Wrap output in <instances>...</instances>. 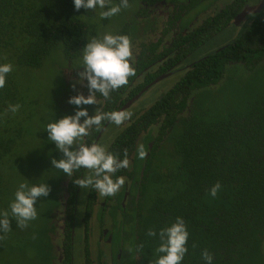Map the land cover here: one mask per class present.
Returning a JSON list of instances; mask_svg holds the SVG:
<instances>
[{
  "label": "trees",
  "instance_id": "1",
  "mask_svg": "<svg viewBox=\"0 0 264 264\" xmlns=\"http://www.w3.org/2000/svg\"><path fill=\"white\" fill-rule=\"evenodd\" d=\"M195 2L191 0L190 5ZM120 3L121 0H110L107 7ZM235 4L236 1L219 15L225 18L224 22L220 23L219 17L202 21V25L191 35V47L197 48L219 33L231 20V10ZM107 7L88 11L81 8L77 11L72 0H0V65H12L5 86L0 89V213L9 212L11 229L15 228L10 212V191L5 187V179L8 180L7 172L14 156V146L20 139V132L11 127L13 123L20 125L28 122L29 117L21 115V107L15 114H4L9 105L22 106L18 86L13 87L9 77L16 70L23 69L29 73L51 65L47 62L52 56L51 51L61 54L63 67L72 63L88 43L87 35L92 33L90 16L93 12L107 10ZM98 21L105 27L107 19L99 17ZM256 21L264 24V11L258 14ZM253 37L257 40L256 35ZM244 39L236 40L203 61L191 65L176 85L161 94V98L151 107L152 110L158 109L163 121L165 128L161 130V135L169 127L171 131L161 144V149L166 144L163 149L166 158L150 155L145 163L151 167V159L155 160L158 169L151 177L154 181L157 179L158 185L164 188L153 191L150 187H142L138 207L142 204L143 211L139 212L137 208L131 217L133 235L130 234L129 245L134 246V251L139 254L140 264H152L161 255L156 252L160 244L159 237H149V229L159 233L160 229L175 223L177 217L183 218L189 233L186 245L188 251L182 264H205L201 258V252L205 249L213 255L212 264L260 262V247L264 246V99L248 103L238 112L225 111L221 118L213 122H204L201 116L197 118L192 114L197 95L201 91L211 92L221 87L224 75L228 77L232 74L229 67L231 63L238 64V61L244 60L243 69L250 73L263 62L250 55ZM236 51L245 56H233ZM58 64L60 62L52 64L56 66L54 69H57ZM63 67L56 70L61 79ZM82 67L79 68L82 70ZM71 70L73 74L70 72V78H78L77 68ZM75 92L72 90L70 95ZM77 94L78 91L74 95ZM113 95L112 92L110 96ZM190 99V111H185L186 115L183 116L180 111ZM109 105L112 108L114 101ZM71 106L72 111L61 112L56 105L54 111L57 115L73 116L78 108ZM173 120H177L178 124H173ZM136 126L132 124L130 132H119L112 145L122 146V150L116 151H129L133 136L137 134ZM91 143L86 145L90 146ZM109 151H112V147ZM173 156L175 162L171 161ZM61 158L63 156L58 159ZM168 158L169 163L165 161ZM164 163L169 164L168 168L164 167ZM64 177L55 183L54 193ZM217 182L221 184V189L212 198L208 193ZM145 196L148 200L144 202ZM54 200L56 204L55 197ZM10 237L7 234L5 239ZM6 249L0 245V253ZM47 254L49 258H54L50 250Z\"/></svg>",
  "mask_w": 264,
  "mask_h": 264
},
{
  "label": "flooded vegetation",
  "instance_id": "2",
  "mask_svg": "<svg viewBox=\"0 0 264 264\" xmlns=\"http://www.w3.org/2000/svg\"><path fill=\"white\" fill-rule=\"evenodd\" d=\"M195 1L193 5H190L191 0H132L129 2V5L134 6L132 20L129 22L128 19L123 18L118 32L131 40L133 56L130 64L135 69V76L129 77L127 85L114 91L109 102L97 94L96 105L81 106L87 110L89 117L112 110L123 112L128 115V118L119 125L105 120L99 130L93 127L89 130L88 136L80 138L75 144V148L80 144L86 145L95 139V137L91 139L92 134L102 130L104 133L101 136H103L112 126L115 134L108 145L109 148L112 147V151L108 150V152L120 160L127 158L129 161V167L119 170L112 178L115 180L124 177L125 184L111 197H103L91 187L80 189L73 180L86 179L93 175L91 172L87 176L88 172L86 174L84 168L74 172L78 174L76 177L66 178L65 176L59 181L54 196L56 205L49 212L51 221L48 231L44 233V240L54 255V258L49 260V264H140L139 254L134 251V246L129 245L130 234L133 235L131 217L135 215V210L138 208L141 188L144 186L149 188L157 184V179L154 181L151 176L157 172L158 164L153 158L151 167L145 163L150 159V155L158 157L161 144L171 131L169 127L161 135V130L165 128L162 125L163 121L158 109L152 110L151 107L161 98V94L176 85L177 80L191 65L203 61L209 55L233 44L236 40H242L243 37L250 55L255 59L257 57L260 61L264 59V24L256 21L258 14L264 11V0ZM234 1L236 4L231 10L232 18L223 29L210 40L202 42L197 48L191 47V43L193 44L191 35L202 25V21L206 18H218ZM224 20L225 18H220V23ZM231 26L234 35L228 43L219 45L209 52L206 50L193 60L199 51L208 49L211 40ZM256 27L259 29L257 30ZM254 35L257 36V40L254 39ZM233 56L242 58L245 55L236 51ZM245 63L242 60L238 61V64L231 63L229 67L234 73L243 70ZM225 70L227 72L226 68ZM76 71L82 70L77 68ZM86 82V80L83 81L78 89L79 94L84 95L85 98L89 94ZM140 84H142L141 87L136 88ZM135 89L138 90L131 93ZM150 92L154 93V97L149 103L143 98ZM139 93H141L140 96L135 99ZM111 101L115 104L112 108L109 105ZM191 106L190 99L185 108L180 111L183 116L186 115L185 111H190ZM91 108L94 111L89 112ZM172 109L171 111L174 110ZM134 123L137 124L135 128L137 134L133 136L131 148L129 147L127 152L124 149L122 152L116 151L122 150V146L113 147L114 139L123 130L130 132L129 127ZM172 123L178 124L177 120H173ZM141 145L146 153L143 159L138 153ZM82 195L86 197L85 202L81 201ZM130 211H133L132 216L127 214ZM80 234L82 243L85 244L82 251L79 250V242L74 246L75 237ZM259 254L260 262L255 264H264V246L260 247Z\"/></svg>",
  "mask_w": 264,
  "mask_h": 264
},
{
  "label": "rangeland",
  "instance_id": "3",
  "mask_svg": "<svg viewBox=\"0 0 264 264\" xmlns=\"http://www.w3.org/2000/svg\"><path fill=\"white\" fill-rule=\"evenodd\" d=\"M133 9L134 6L130 5L128 8H122L117 15L107 18L104 27L105 32L103 34L102 24L98 21L100 13L93 12L90 16V31H92V33L87 35L86 40L89 42L94 37L99 39L101 34V38L105 34H116L119 26H121L123 22V18L131 22ZM117 34L124 35L121 32ZM233 35V27L231 26L225 32L218 34L216 38L211 40L208 49L199 51L193 57V60L206 50L209 52L221 44L228 43ZM51 52L52 56H50L47 61L51 65H45L34 71L31 70L29 73L23 69L16 70V72L9 77L11 85L15 88L18 86L19 89V100L22 104L21 115L29 117L28 122L21 123L20 125L18 123H13L11 127L13 130L20 132V139L18 144L14 146V156L10 161L7 172L8 180L5 179V187L9 188L10 191L9 203L14 200V193L21 183H26L29 186L46 184L50 188V192L47 197L37 200L35 205L37 219L30 221L27 228H19L15 218H13V227L15 229H11V231L6 234L0 232V235L6 236L9 234L11 236L9 239L0 241V245L7 248L3 251L4 253H0V264H49L47 254L49 248L42 236L48 231L50 225L51 220L49 212L56 205L53 187L64 173L61 170L53 168L51 164V160L58 159L62 157L63 154L56 149L53 142L48 140V134L45 130L47 124L54 123L68 116L67 114L57 115L54 111L56 105L58 111H72V106L68 103V100L71 98L70 96H75L74 94L78 90L72 95H70V93L74 90L75 86L79 87L80 83L77 82L79 77L76 78V76H73V78H70L72 75L68 73L71 72L72 68L75 69L83 66V50L71 63V67L69 63L63 67V63L60 60L61 54L57 53V51ZM262 61L263 62L256 65L250 73H247L244 69L234 72L228 77L224 76L221 87L211 92L201 91L200 94L197 95L198 97L195 99L192 108L194 117L196 116L198 118V116H201L204 122H213L221 118L225 111L233 110L238 112L242 110L246 104L252 103L258 99H264V60ZM54 62H60V64L57 65V69H54L56 66H52ZM60 67H63V79H61V76H57L56 70ZM153 97L154 93L150 92L143 100L150 103ZM91 111L94 110L91 108L89 112ZM103 133L104 131L100 130L97 134L96 132L92 134V137H95V139H93L94 143L106 149L109 143H111L115 131L111 126V128H108L107 133L101 136ZM99 136L101 137L99 138ZM74 146L75 144L73 147ZM165 148L166 144L158 155L159 159L166 158L163 151ZM169 160L168 158L165 161L169 163ZM171 161L175 162V156L171 158ZM163 165L168 168L167 166L169 164L164 163ZM91 172V170L86 169L87 176L91 174ZM77 175V173H73L71 178ZM160 183H163V181L160 180ZM150 188L154 191L157 189L161 190L164 186L161 184L158 185L157 183ZM143 198L144 202L148 200L147 196ZM85 200L86 197L82 195L81 201L85 202ZM138 209L140 210L139 212L143 211L142 204L139 205ZM127 214L132 216L133 211L127 212ZM33 236H35V239H33ZM78 242L80 243L79 250H82L83 243L81 234L75 237L74 246Z\"/></svg>",
  "mask_w": 264,
  "mask_h": 264
},
{
  "label": "clouds",
  "instance_id": "4",
  "mask_svg": "<svg viewBox=\"0 0 264 264\" xmlns=\"http://www.w3.org/2000/svg\"><path fill=\"white\" fill-rule=\"evenodd\" d=\"M72 2L75 10L83 8L88 11L98 7L105 9L110 0H72ZM128 7H130L128 0H121L119 5L107 7V10L101 11L100 17L101 19L110 18L117 15L122 8ZM102 29L103 34L104 27ZM101 35L99 39L92 38L83 47V67L82 71L78 72L79 80L77 81L80 86L74 87L75 91L78 90L86 80L89 93L87 98L82 94L71 97L68 103L77 106L79 110L73 116H65L54 123L47 124L45 131L48 134V140L53 142L56 149L63 154V158L51 160L53 168L61 170L64 176L69 178L81 168L91 170L93 175L86 179H77L73 183L80 189L91 187L101 196L111 197L125 184L124 177L115 180L112 177L119 170L129 167L128 159L120 160L108 152L109 147L105 149L95 143L90 146L80 144L77 148L73 147L80 138L88 136L89 130L93 127L99 130L105 120L119 125L128 118V115L123 112H101L89 117L87 110L81 108L83 105H96L97 93L105 100L109 99L112 92L127 85L129 77L135 76V69L130 64L133 56L130 38L119 34H105L101 38ZM69 65L71 66V63ZM11 71V64L0 65V89L4 88L6 76ZM71 72L73 73L72 70ZM20 107L19 104L9 105L4 114L7 115L8 112L15 114ZM138 153L141 159L145 157L143 145L139 146ZM220 189L221 184L217 182L211 187L208 195L215 198ZM49 192L50 188L46 184L29 186L21 183L19 185L14 193V200L10 203L11 216L15 218L19 228H27L30 221L37 219L36 202L40 198L47 197ZM9 231H11L9 212L4 211L0 213V232L6 234ZM147 235L149 237L158 235L160 241L156 252L161 255L154 262L152 261V264H182L188 251L186 245L189 236L183 218L177 217L175 223L160 229L159 233L149 229ZM3 239L5 236L0 235V241ZM83 248L84 244L82 250ZM201 258L205 264L213 262V255L207 249L201 252ZM51 259L48 256V261Z\"/></svg>",
  "mask_w": 264,
  "mask_h": 264
},
{
  "label": "water",
  "instance_id": "5",
  "mask_svg": "<svg viewBox=\"0 0 264 264\" xmlns=\"http://www.w3.org/2000/svg\"><path fill=\"white\" fill-rule=\"evenodd\" d=\"M260 6H261V5H260ZM260 6L257 7L258 10L260 9ZM223 48H224V47H223ZM223 48H221V49H223ZM221 49H220V50H221ZM217 52H218V51H217ZM215 53H216V52H215ZM215 53H213V54H215ZM141 93H142V92H141ZM141 93L137 94L136 97H135V99L138 98V96H140ZM135 99H134V100H135Z\"/></svg>",
  "mask_w": 264,
  "mask_h": 264
}]
</instances>
